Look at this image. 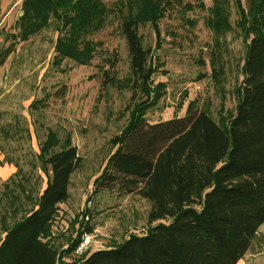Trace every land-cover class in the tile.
<instances>
[{
	"label": "trees",
	"instance_id": "16d2710c",
	"mask_svg": "<svg viewBox=\"0 0 264 264\" xmlns=\"http://www.w3.org/2000/svg\"><path fill=\"white\" fill-rule=\"evenodd\" d=\"M246 3L233 0L247 52L237 111L225 126L198 101L189 104L182 118L150 123L146 117L166 88L153 85L157 70L139 29L151 26L157 41L160 21L181 0H116L112 5L104 0L22 1L17 30L6 36L10 44L0 52V68L18 44L53 23L58 36L52 66L62 68L66 61L90 66L103 47L91 37L116 18L128 48L133 91L140 99L125 129L111 141L110 171L96 180L94 194H138L152 205L151 222H170L66 262L51 244L52 228L70 198L72 176L82 158L70 137L61 139L48 129L38 154L46 189L34 198L15 177L4 184L11 196L0 207V264H238L246 256L264 225V0ZM231 5V0H213L209 27L215 36L234 30ZM211 74L215 81L220 77L217 70ZM107 78L106 83L115 80ZM66 95V87L53 94L57 99ZM42 100L34 101L30 111L48 108L49 98L46 107ZM93 232L90 226L80 229L63 252L74 253L82 237Z\"/></svg>",
	"mask_w": 264,
	"mask_h": 264
},
{
	"label": "rangeland",
	"instance_id": "374dc122",
	"mask_svg": "<svg viewBox=\"0 0 264 264\" xmlns=\"http://www.w3.org/2000/svg\"><path fill=\"white\" fill-rule=\"evenodd\" d=\"M22 1L0 0V52L10 44L6 36L17 30ZM104 1L107 5L116 2ZM246 1L242 0L243 4ZM181 2L160 21L157 41L151 26L139 29L144 46L153 54L157 70L153 85L163 83L166 88L165 97L146 117L150 123L182 118L189 104L198 101L199 107L204 106L218 123L227 126L237 111L236 91L247 52L243 33L237 28V9L231 0L234 30L215 36L209 27L213 0ZM57 36L53 23L27 43L18 44L0 68V207L11 196L4 185L11 178L24 182L25 193L34 198L46 189L38 154L47 130L55 131L61 139L70 137L82 163L72 176L70 198L61 205L54 222L51 244L71 262L170 221L151 222L152 205L138 194L121 197L100 190L94 194L96 180L110 171L108 160L115 152L111 141L125 129L140 99L133 91L128 48L116 18L112 16L108 26L91 37L103 47L90 66L66 61L62 68L53 67ZM213 70L219 71L216 81L211 76ZM107 77L115 80L106 83ZM62 87L67 95L57 99L53 94ZM46 98L48 108L30 111L34 101L44 99L46 107ZM10 187L15 189L13 184ZM87 226L94 229L82 237L85 242L86 236H91L88 250L82 255L63 252ZM251 252L245 264H264V225Z\"/></svg>",
	"mask_w": 264,
	"mask_h": 264
},
{
	"label": "built area",
	"instance_id": "2783aa9c",
	"mask_svg": "<svg viewBox=\"0 0 264 264\" xmlns=\"http://www.w3.org/2000/svg\"><path fill=\"white\" fill-rule=\"evenodd\" d=\"M85 239H86V240H84L85 242H82L80 244V246L76 249V254L77 255H82L84 253V251L88 250L89 244H90V240H91V236H86Z\"/></svg>",
	"mask_w": 264,
	"mask_h": 264
},
{
	"label": "crops",
	"instance_id": "0c3cea01",
	"mask_svg": "<svg viewBox=\"0 0 264 264\" xmlns=\"http://www.w3.org/2000/svg\"><path fill=\"white\" fill-rule=\"evenodd\" d=\"M254 243H255V240H254ZM254 243H253V246H254ZM252 246V248H253ZM251 248V250H252ZM251 250L246 254V256L238 263V264H245L246 260H247V257L252 254L253 252H251Z\"/></svg>",
	"mask_w": 264,
	"mask_h": 264
}]
</instances>
